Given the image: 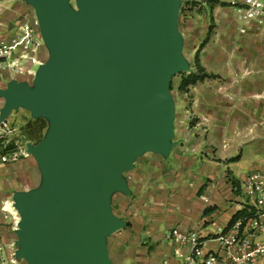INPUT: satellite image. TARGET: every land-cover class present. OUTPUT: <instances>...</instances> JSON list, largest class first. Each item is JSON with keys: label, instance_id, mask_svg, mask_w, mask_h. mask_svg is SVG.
<instances>
[{"label": "water", "instance_id": "95a60500", "mask_svg": "<svg viewBox=\"0 0 264 264\" xmlns=\"http://www.w3.org/2000/svg\"><path fill=\"white\" fill-rule=\"evenodd\" d=\"M47 50L30 82L0 88V123L23 108L47 121L26 151L40 182L10 194L15 257L28 264H112L106 237L125 222L110 206L145 152L166 156L173 75L188 71L180 0H23Z\"/></svg>", "mask_w": 264, "mask_h": 264}, {"label": "crops", "instance_id": "0c3cea01", "mask_svg": "<svg viewBox=\"0 0 264 264\" xmlns=\"http://www.w3.org/2000/svg\"><path fill=\"white\" fill-rule=\"evenodd\" d=\"M25 6L22 0H4L0 42L9 39L18 21L35 18L23 14ZM261 39L264 43V32ZM260 41L230 54L216 48L201 50V67L216 76L188 87L192 124L174 134L175 145L166 156L146 152L136 157L132 168L123 173L128 192H114L110 197L113 214L125 222L106 237L112 264H162L163 259L187 264L188 247H179L180 256L175 255L176 246L167 238L174 227L197 230L205 251L222 253L216 234L232 230L237 220L243 222L238 218L228 225L235 213L253 209L240 183L251 171L264 173V45ZM43 52L39 51L40 57ZM11 79L30 80L14 78L0 66V88ZM2 104L0 97V108ZM31 159L36 164L30 154L18 161ZM36 169L31 186L19 187L15 176L7 177L8 185L2 186L8 194L33 189L40 182L37 164ZM202 196L208 198L207 204ZM2 217L7 218L4 213ZM238 233L247 234L243 223ZM254 238L262 240L263 235Z\"/></svg>", "mask_w": 264, "mask_h": 264}, {"label": "rangeland", "instance_id": "374dc122", "mask_svg": "<svg viewBox=\"0 0 264 264\" xmlns=\"http://www.w3.org/2000/svg\"><path fill=\"white\" fill-rule=\"evenodd\" d=\"M3 2L4 0H0L1 8L3 7ZM70 5L74 7V0H70ZM24 13L27 17H29L28 14L32 18L35 17L33 9L29 5L25 6V12H23V14ZM237 28V13L234 9L219 0H180L177 29L182 38L181 55L188 65V71L185 70L173 75L170 81L171 87L169 93L173 105V118L171 124L173 137L171 142L175 139L174 134L178 133L180 129L189 127V125L192 124L191 113L186 102V92L190 85L183 89L178 88V86L181 78L189 72L196 70L194 65L195 53H197L199 60V54L204 48L208 50L216 48L226 54H230L231 50L237 48L240 50L252 48L250 44L254 40H261L260 44L264 45V43H262L263 39H261V34L264 32V25L259 30L251 29L244 34H237ZM13 33H15V29L10 32V35ZM253 34L255 36H253ZM206 36H208V39L204 45L201 46L200 44ZM238 37L240 38L238 39ZM238 43H241L240 47L236 46ZM39 58L42 62L46 60V49ZM36 69L37 65H33V70ZM209 75L213 77L208 78H214L216 76L214 74ZM30 81L31 80H29V82ZM27 117L32 118L30 117V113L23 108L12 110L7 118H11L9 122L11 127H13V132L8 137L9 141L4 143L5 146L0 143V264H28L26 260L17 259L15 257V250L17 248L15 245V241L17 240L15 227L17 222L14 223V220L10 217L6 219L2 217V213H4L2 207L6 201L7 204H10L12 209L15 210L12 205L13 201L10 194H8L7 189L2 186L3 183L8 185L6 178L9 176L19 177V187L31 186L34 179L32 177L35 176L36 178V164L32 159L30 161H18L23 155L17 153V155L12 156L11 154V152H17L20 147H25L26 149L27 144H36L35 141L26 139L20 130ZM45 122L46 127L42 131V137L46 134L48 129L47 121ZM25 152L24 156L29 154L27 151ZM2 220H4L5 223L2 222Z\"/></svg>", "mask_w": 264, "mask_h": 264}, {"label": "built area", "instance_id": "2783aa9c", "mask_svg": "<svg viewBox=\"0 0 264 264\" xmlns=\"http://www.w3.org/2000/svg\"><path fill=\"white\" fill-rule=\"evenodd\" d=\"M237 13L239 34L251 29L259 30L264 25V0H219ZM2 23V9L0 5V24ZM15 33L8 40L0 42V66L7 70L12 77H25L32 80L33 65H39V51L45 50L37 21L21 20L16 23ZM27 81V80H25ZM29 82V80H28ZM13 132L10 122L6 119L0 123V143L5 146L9 135ZM25 147H20L12 156L24 155ZM243 194L252 203L253 213L242 220H237L230 231H220L215 239L219 242L222 253L205 251L201 237L197 230L181 231L174 227L167 232V238L176 246L174 253L180 256L179 247H188L185 256L187 264L196 260L199 264H261L264 255V173L251 171L240 183ZM205 204L208 198L201 197ZM7 206H6V205ZM4 217H10L14 223L18 221V214L7 201L2 207ZM243 223L246 235L238 233V227ZM263 235L262 240L254 236ZM162 264H174L163 259Z\"/></svg>", "mask_w": 264, "mask_h": 264}, {"label": "trees", "instance_id": "16d2710c", "mask_svg": "<svg viewBox=\"0 0 264 264\" xmlns=\"http://www.w3.org/2000/svg\"><path fill=\"white\" fill-rule=\"evenodd\" d=\"M208 36H206L203 41L201 42V46L204 45V43L207 41ZM194 65H195V71L189 72L186 74L183 78L180 80V84L178 88L183 89L187 88V86L192 85L196 83L197 81H201L204 78L213 77L209 74H207L204 69L201 67L197 53L194 55ZM171 87V84L169 86V89ZM46 127V122L43 118H34V119H28L20 128L23 136L28 140H33L35 142L39 141L42 138V131ZM253 213L252 210L247 211V208H244L237 213H235L228 225L232 224L236 219L242 218L245 219L249 215Z\"/></svg>", "mask_w": 264, "mask_h": 264}]
</instances>
